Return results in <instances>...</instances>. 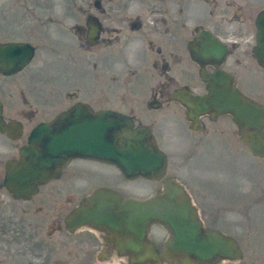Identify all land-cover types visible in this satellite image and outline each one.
<instances>
[{
    "label": "flooded vegetation",
    "instance_id": "1",
    "mask_svg": "<svg viewBox=\"0 0 264 264\" xmlns=\"http://www.w3.org/2000/svg\"><path fill=\"white\" fill-rule=\"evenodd\" d=\"M29 11L36 14L34 22L26 19ZM0 12H5L3 18L0 15V190L17 205H32L42 190L54 183L43 198L69 196L67 205H72L76 194L81 196L96 185L72 208L54 202L58 212L53 216L57 227L53 233L32 229L25 235V245L20 242L10 246L8 257L15 250L16 255L20 253L17 259L21 264H135L130 255L117 249L116 238L106 231L89 226L70 230L66 225L96 190H116L102 181L98 171L87 173L79 181L81 178L76 180L66 168L81 161L113 167L123 176L117 167L75 159L58 178L40 185L38 193L29 199L16 198L8 189V173L22 167V152L30 146L37 128L81 105L95 114L110 111L125 115L135 128L149 129L159 149L168 156L165 178L174 177L193 199L188 174L184 180L168 175L172 148L163 144L170 131L159 116L169 117L175 108L181 111L187 147L177 151L187 155L181 161L187 163L206 149V140L213 138L217 123L224 117L201 114L193 120L192 112L178 99L186 94L192 98L206 96L204 73L231 75L244 97L264 105L260 101L264 98L262 76L243 84L247 72H264L257 53V22L264 12V0H0ZM68 25L73 37L63 30ZM30 28L37 29L39 47L28 41ZM60 43L64 44L61 49ZM28 45L34 48V56L25 63ZM77 72H83L84 86L72 83L78 80ZM187 72L197 74L199 82H184ZM89 85L99 90L93 96ZM142 87L147 100L132 105L129 98ZM157 182L161 187L154 196L163 189L164 180ZM122 195L140 201L152 198ZM193 204L204 223L200 207ZM155 227L160 228L156 234ZM169 238V231L162 225H151L148 239L160 252ZM67 239L72 242L67 244Z\"/></svg>",
    "mask_w": 264,
    "mask_h": 264
},
{
    "label": "water",
    "instance_id": "2",
    "mask_svg": "<svg viewBox=\"0 0 264 264\" xmlns=\"http://www.w3.org/2000/svg\"><path fill=\"white\" fill-rule=\"evenodd\" d=\"M257 27V53L264 66V12ZM33 56L34 48L28 45L25 63ZM203 78L208 83L206 96L178 98L192 112L191 119L201 114L232 116L248 150L264 159V105L244 97L229 74L204 73ZM21 156L22 167L9 171L6 180L16 198H31L40 185L58 178L79 158L113 165L128 180H164L163 189L144 201L125 198L112 189H98L66 222L70 230L89 226L106 231L116 238L117 249L130 255L135 264H224L244 258L234 238L205 228L186 189L174 177L165 178L168 156L159 149L152 132L135 128L125 115L110 111L95 114L77 105L37 128ZM154 224L170 233L161 252L148 239Z\"/></svg>",
    "mask_w": 264,
    "mask_h": 264
},
{
    "label": "rangeland",
    "instance_id": "3",
    "mask_svg": "<svg viewBox=\"0 0 264 264\" xmlns=\"http://www.w3.org/2000/svg\"><path fill=\"white\" fill-rule=\"evenodd\" d=\"M0 15L3 18L5 12H0ZM27 15L28 21L36 20L35 13L29 11ZM63 30L73 37L70 33V31L73 32L70 25ZM36 31L37 29H29L28 41L39 47L40 41L36 39ZM58 46L61 49L64 44L60 43ZM50 66L53 67V64ZM260 76L264 82V72H247V79H243V84ZM76 77L77 82L72 80V83L76 86L77 83H81L84 86L83 72H77ZM182 79L187 83L199 82L194 72H187ZM88 87L92 89L91 96L99 91L92 85ZM145 90L142 87L132 93L131 99L129 98L132 105L139 106L141 105L139 101L147 100L148 94ZM248 94L257 98L252 93ZM111 101L112 98L110 103ZM260 101L264 104V98ZM174 107L177 106L174 105ZM63 109L61 107V110ZM159 120L167 124L170 131V136L164 138L163 144L167 149L172 148L168 175H175L180 180H184L183 177L188 174V185L194 197L192 201L200 207L205 226L218 228L223 234L236 239L241 246L243 260L224 264H264V160L253 156L248 151L240 139L232 118L224 116L217 123L213 138L206 140L204 147L206 149L198 152L194 159L182 163V159L185 160L187 155L181 156L177 150L186 149L187 139L181 111L175 108L169 117L159 116ZM65 171H69L76 180L81 178L79 181L83 180L87 173L98 171L103 176V182L111 184L121 194L135 198L153 197L161 187L159 182L144 178L128 181L117 169L95 163L76 161L71 163ZM53 185L55 184L44 188L41 196L34 200L32 205L22 204V206L10 200L4 190H0V264H4L5 261L6 264H11L12 260L14 264H21L17 259L20 253L16 255L15 250L12 256L8 257L9 248L20 242L25 245L27 238L25 235L31 234L32 229L42 228L41 230L48 231L47 234L53 233L57 228L53 216L58 212L54 202L60 204L64 202V206L72 208L83 195L96 187V185L91 187L81 196L76 194L72 205H67L69 196L58 197V200L43 198V193ZM158 229L160 228H154V234ZM55 234L59 232L56 231ZM155 239L159 240L157 236ZM66 242L69 244L72 241L67 239Z\"/></svg>",
    "mask_w": 264,
    "mask_h": 264
}]
</instances>
